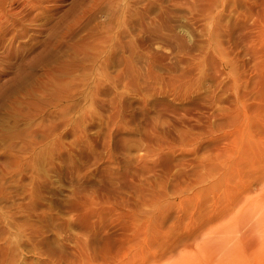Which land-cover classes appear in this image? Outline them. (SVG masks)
I'll use <instances>...</instances> for the list:
<instances>
[{
	"label": "rangeland",
	"instance_id": "rangeland-1",
	"mask_svg": "<svg viewBox=\"0 0 264 264\" xmlns=\"http://www.w3.org/2000/svg\"><path fill=\"white\" fill-rule=\"evenodd\" d=\"M0 264H264V0H0Z\"/></svg>",
	"mask_w": 264,
	"mask_h": 264
}]
</instances>
